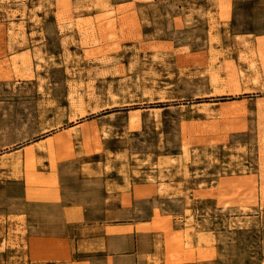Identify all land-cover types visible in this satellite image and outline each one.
<instances>
[{
  "label": "rangeland",
  "instance_id": "1",
  "mask_svg": "<svg viewBox=\"0 0 264 264\" xmlns=\"http://www.w3.org/2000/svg\"><path fill=\"white\" fill-rule=\"evenodd\" d=\"M87 176L162 196L152 264H264V0H0V203Z\"/></svg>",
  "mask_w": 264,
  "mask_h": 264
},
{
  "label": "crops",
  "instance_id": "2",
  "mask_svg": "<svg viewBox=\"0 0 264 264\" xmlns=\"http://www.w3.org/2000/svg\"><path fill=\"white\" fill-rule=\"evenodd\" d=\"M81 182L94 184L95 196L87 192L75 197L64 191L51 198L15 196L10 206L0 203V228H22L17 246L4 251L5 264L153 263L163 250V231H156L152 221L162 196L137 197L132 192L124 198L108 191L104 178L87 176ZM34 253H39L35 263Z\"/></svg>",
  "mask_w": 264,
  "mask_h": 264
},
{
  "label": "bare ground",
  "instance_id": "3",
  "mask_svg": "<svg viewBox=\"0 0 264 264\" xmlns=\"http://www.w3.org/2000/svg\"><path fill=\"white\" fill-rule=\"evenodd\" d=\"M74 92H75V91H74ZM74 92H73V93H74ZM73 93H72V94H73ZM71 97H72V96H71ZM74 99H76V98H74ZM78 100H80V99H78ZM76 101H77V100H76ZM79 102H80V101H79ZM73 103H74V102H73ZM77 103H78V102H77ZM57 137H58V136H57ZM60 138H61V137H60ZM56 139H57V138H56ZM58 139H59V137H58ZM67 143H68V142H67ZM63 144H64V143H63ZM30 159H31V158H30ZM27 161H28V163H29L30 160L28 159ZM33 161H34V158H33ZM30 162H31V161H30ZM31 163H32V162H31ZM59 244H61V243H59ZM54 245H55V244H54ZM60 252H61V250H60ZM63 252H64V251H63ZM67 257H68V256H67ZM69 258H70V257H69ZM69 258H67V259H69Z\"/></svg>",
  "mask_w": 264,
  "mask_h": 264
}]
</instances>
